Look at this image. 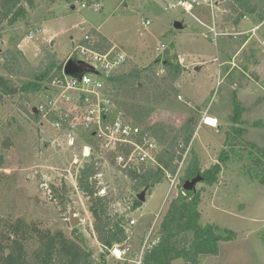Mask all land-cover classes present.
Returning <instances> with one entry per match:
<instances>
[{
	"label": "rangeland",
	"instance_id": "374dc122",
	"mask_svg": "<svg viewBox=\"0 0 264 264\" xmlns=\"http://www.w3.org/2000/svg\"><path fill=\"white\" fill-rule=\"evenodd\" d=\"M179 1L182 0H61L52 4L39 0L26 22L0 28V75L21 86L29 81L22 74L31 75L46 52L55 53L66 64L88 32L99 31L128 55V70L142 71L137 83L147 88L144 92H116L120 112L130 105L147 108L150 112L142 124L144 128L164 125L176 130L187 121L195 122L197 130L181 161L182 171L190 161L191 149L204 169L217 163L225 148V132L233 124L235 102L240 103L247 130L244 149L239 147L221 174L220 184L206 189L200 206L202 224L215 225L222 233L232 232L235 239L221 242L218 256L203 257L201 264H264V185L247 173L255 167L249 151L264 150V0H252L260 11L242 19L239 31L229 23L231 17L226 16L230 13L222 10L216 0L215 9L209 2L198 1L191 13L182 7L166 10ZM146 20L151 22L147 28L143 25ZM178 24L181 29L176 27ZM214 27L219 37L211 31ZM256 27L258 30L248 33ZM162 45L167 49L157 58V49ZM167 56L177 57L182 68L187 69L175 83L179 94L160 105H148L147 99H154L155 92L143 78L155 74L156 84L167 89L170 82L161 84L158 79L167 74ZM159 70H164L161 77L157 75ZM46 95L43 90L24 100L19 96L0 108V219H22L52 232L63 231L99 259L103 249L93 230L89 198L79 190L77 182L86 164L81 156L83 140L72 134L75 145L71 147L69 132L57 131L41 115H30ZM207 117L217 120L215 128L206 125ZM102 172L103 178L95 180L96 189L105 191L100 197L113 200V213H127L133 206L134 183L112 167L104 166ZM178 184L179 178L174 188L168 179L156 185L141 209L128 214L136 221L129 227L131 253L124 261L111 255L109 264H136L140 260L177 195ZM201 187L198 184L196 190ZM117 195L122 199L116 200ZM69 207L84 221L74 229L69 224ZM171 264L186 263L178 258Z\"/></svg>",
	"mask_w": 264,
	"mask_h": 264
},
{
	"label": "trees",
	"instance_id": "16d2710c",
	"mask_svg": "<svg viewBox=\"0 0 264 264\" xmlns=\"http://www.w3.org/2000/svg\"><path fill=\"white\" fill-rule=\"evenodd\" d=\"M38 1L0 0V28H13L26 22L30 14L37 9ZM58 1L61 0H48L52 4ZM216 2L222 10L230 13L226 17H231L229 23L234 27L239 26L242 19L260 11L252 0H216ZM263 21L264 17L261 16V22ZM87 35L89 40H84V43L99 52L105 53L113 47L112 43L96 30L89 31ZM64 64L65 61L58 59L55 53L46 52L31 75L22 74V77L29 81L21 86L16 85L10 78L0 75V108L10 99L21 96L24 100L29 95L52 89L53 81L63 77ZM129 65L131 63H126L109 80L115 96L123 90L125 92L130 89H135L136 92L147 90L145 87H139L137 83L142 79V71H137L135 68L128 70ZM164 66L167 74L163 78H157L160 79L158 81L161 84L170 82L167 89L156 84L155 74L151 76L147 74L143 78L147 80V86L152 87L151 89L155 92L154 99H147L148 105H160L172 95L179 94L175 83L184 69L177 57L167 56ZM147 72L152 73L146 70ZM121 112L131 123L143 126L150 111L141 106L130 105ZM243 112L240 103L235 102L233 124L225 132V148L220 152L216 164L204 169L199 156L191 149L190 161L179 177L178 193L169 203L155 230L153 240L143 255L142 264H171L178 258L183 259L186 264H201L203 257L218 256L221 242L235 239V234L232 232L222 233L215 225L202 224L200 206L206 189L220 184L221 174L225 168H228L232 158L237 155L239 147L241 150L244 149L243 140L247 130L243 127L245 125L242 121ZM30 115L38 116L33 110ZM147 129L157 138L160 145L159 166L152 168L140 165L137 169L124 174L134 183L135 192L133 206L127 213H113L111 210L113 200L108 196L104 198L98 196L94 176L100 169L95 162L86 163L77 176L79 190L89 198L93 230L103 249L99 259H96L94 253L80 241L68 238L63 231L52 232L43 229L38 223L29 224L22 219L7 221L0 219V264H109L108 258L115 247H128L131 241L130 231H132L128 214L141 209L143 205L138 201L137 194L147 186H151L149 195L156 185L167 180L168 174L171 176L177 174L181 161L192 143L197 126L190 120L176 130H171L164 125ZM249 156L255 167L249 168L247 173L252 180L260 181L264 185V150L253 148L249 151ZM196 179H200L199 184L202 187L198 190L186 191L185 184ZM118 199L121 200L122 196L117 195L116 200ZM7 251L10 252L9 256ZM115 264L130 263L126 261Z\"/></svg>",
	"mask_w": 264,
	"mask_h": 264
},
{
	"label": "built area",
	"instance_id": "2783aa9c",
	"mask_svg": "<svg viewBox=\"0 0 264 264\" xmlns=\"http://www.w3.org/2000/svg\"><path fill=\"white\" fill-rule=\"evenodd\" d=\"M198 1L209 2L211 9L216 7L215 0H194L193 3L182 0L171 3L166 10L182 7L187 13H191ZM82 7L84 8L85 4ZM143 25L147 28L151 22L146 20ZM215 30L214 27L211 31L219 37ZM29 38H34L32 33ZM88 40L87 35L85 41ZM166 49L165 45H162L161 49L158 48L159 54L156 57L160 58ZM71 56L94 67L100 76L87 74L79 81L66 77L63 69V77L53 81L52 89L46 91L47 95L40 100L35 113L49 120L57 131L69 132L72 136L69 139L71 147L75 145L72 134L80 135L79 138L83 140V160L85 163L95 162L100 169L94 180L103 178L104 166L112 167L123 174H128L140 165L152 168L159 166L160 145L157 138L147 128L126 119L118 108L114 90L109 84L113 74L121 70L130 58L116 46L102 53L86 43H82ZM163 72L164 70H159L157 75L160 76ZM183 165L184 162L180 164L175 176L167 175L172 188L180 177ZM103 191L104 189L99 190L98 196H102ZM134 225L136 221L131 220L130 226ZM152 231L146 237V243L150 240ZM146 249L144 247V252L136 264H142ZM130 253L129 246L115 247L111 251V255L118 261H124Z\"/></svg>",
	"mask_w": 264,
	"mask_h": 264
},
{
	"label": "water",
	"instance_id": "95a60500",
	"mask_svg": "<svg viewBox=\"0 0 264 264\" xmlns=\"http://www.w3.org/2000/svg\"><path fill=\"white\" fill-rule=\"evenodd\" d=\"M74 9V6H73ZM178 29H181V25L178 24L176 25ZM64 74L66 77H71V78H76L79 81L82 80V78L87 75V74H95L99 75L100 73L92 66L78 60L76 57L72 56L71 58L68 59L64 66ZM36 108L34 109V112H36ZM200 183V179H196L192 182H187L185 184L184 189L186 191H192L196 190V186ZM151 186H147L142 190L140 193L137 194V199L140 201L142 204H145L147 201V196L149 193ZM84 221L78 217V215L75 214V212L72 210L71 207H69V224L72 229L77 228L80 226ZM10 252L7 251V256H9Z\"/></svg>",
	"mask_w": 264,
	"mask_h": 264
},
{
	"label": "crops",
	"instance_id": "0c3cea01",
	"mask_svg": "<svg viewBox=\"0 0 264 264\" xmlns=\"http://www.w3.org/2000/svg\"><path fill=\"white\" fill-rule=\"evenodd\" d=\"M246 20L248 19V17L247 18H245ZM244 19V20H245ZM233 26V25H232ZM240 26L241 25H239L237 28L235 27L234 28V30H240ZM256 29L258 30V27H256V28H253V29H251V30H248V33H253V31L255 32L256 31ZM99 32V31H98ZM100 33V32H99ZM101 34V33H100ZM102 35V34H101ZM238 35V34H237ZM104 36V35H103ZM105 37V36H104ZM106 39H108L107 37H105ZM109 40V39H108ZM111 43H112V45L113 46H116L111 40H109ZM117 47V46H116ZM118 48V47H117ZM120 50V49H119ZM124 53V52H123ZM126 54V53H125ZM127 55V54H126ZM128 56V55H127ZM179 59H180V57H179ZM181 60V62L183 63V60L182 59H180ZM184 67V66H183ZM185 70H187L186 68H184ZM207 118H211V117H207ZM213 120H216V119H214V118H212ZM217 121V120H216ZM206 123V122H205ZM218 124V123H217ZM207 125V124H206ZM208 126V125H207ZM210 127V126H209ZM212 128H215V127H212Z\"/></svg>",
	"mask_w": 264,
	"mask_h": 264
},
{
	"label": "bare ground",
	"instance_id": "6f19581e",
	"mask_svg": "<svg viewBox=\"0 0 264 264\" xmlns=\"http://www.w3.org/2000/svg\"><path fill=\"white\" fill-rule=\"evenodd\" d=\"M206 124L212 128V127H216L217 122L212 118H208Z\"/></svg>",
	"mask_w": 264,
	"mask_h": 264
}]
</instances>
